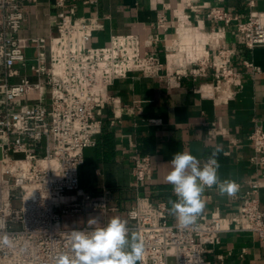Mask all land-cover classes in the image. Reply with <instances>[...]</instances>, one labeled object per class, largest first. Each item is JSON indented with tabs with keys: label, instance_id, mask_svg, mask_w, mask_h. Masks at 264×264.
Returning a JSON list of instances; mask_svg holds the SVG:
<instances>
[{
	"label": "built area",
	"instance_id": "built-area-1",
	"mask_svg": "<svg viewBox=\"0 0 264 264\" xmlns=\"http://www.w3.org/2000/svg\"><path fill=\"white\" fill-rule=\"evenodd\" d=\"M51 2L53 32L23 37L24 0H0V222L5 224L0 237L6 232L11 240L10 246L0 245V264H56L59 256L72 255L74 229L93 231L121 213L109 190L92 194L80 186L83 149L93 146L101 133L102 109L115 106L107 92L115 80L136 72L167 81L172 76L152 51L157 36L141 42L133 33L112 34L106 44L92 46L93 34L102 28L100 19L76 16L70 0ZM206 18L233 26L248 49L264 46V10L241 19L215 6ZM166 21L159 12L154 26L165 30ZM185 25L189 37L177 35L165 45L171 51L173 75L195 81L213 69L215 79L232 83L236 72L229 65V50H216L210 61L198 40L199 20ZM32 49L35 55L30 58L27 51ZM249 140V162L261 169L264 129L256 125ZM132 160V187L138 189L151 179L150 157L137 151ZM259 187L258 177L247 182L229 226L217 213H201L188 227L169 224L165 202L137 197L122 213L130 233H137L144 244L138 264H212L205 255L229 230L254 233L264 245ZM91 216H98L99 223L89 224Z\"/></svg>",
	"mask_w": 264,
	"mask_h": 264
},
{
	"label": "crops",
	"instance_id": "crops-1",
	"mask_svg": "<svg viewBox=\"0 0 264 264\" xmlns=\"http://www.w3.org/2000/svg\"><path fill=\"white\" fill-rule=\"evenodd\" d=\"M70 1L76 6V16L98 17L101 21L102 28L92 36V46L106 44L112 34L133 33L141 42L157 36L152 51L163 62L164 72L172 74L167 81L131 73L108 88L115 106L106 105L102 109L101 133L93 146L83 149V161L78 168L80 186L92 194L109 190L110 199L122 211L141 196L152 202H165L167 222L176 224L169 201H176L177 197L173 185L166 181L173 155L188 151L202 166L220 148L217 156L220 181H233L240 187L233 196L221 195L217 186L205 188L202 194L205 207L201 213H217L224 225L229 226V217L236 212L247 182L257 177L260 183L257 196L263 207L264 167L256 169L249 162L252 154L249 135L256 125L264 129V46L244 47L233 26L212 22L206 14L216 6L245 19L252 12H262L264 0ZM24 3L26 18L20 35L49 36L55 20L51 0H24ZM159 12L165 13V30L154 26ZM196 20L201 27L198 40L210 61L214 60L216 50H229V65L236 72L232 83L215 79L213 69L207 77L195 81L173 75L171 51L165 45L178 36L189 37L184 26ZM137 151L149 155L152 174L146 185L134 189L132 155ZM122 211L110 219L118 216L125 221ZM205 256L212 264H264V245L254 233L229 230L220 235L219 243L211 246Z\"/></svg>",
	"mask_w": 264,
	"mask_h": 264
},
{
	"label": "clouds",
	"instance_id": "clouds-1",
	"mask_svg": "<svg viewBox=\"0 0 264 264\" xmlns=\"http://www.w3.org/2000/svg\"><path fill=\"white\" fill-rule=\"evenodd\" d=\"M217 148L207 162L201 166L200 160L188 151L177 152L170 164L172 170L166 181L173 185L176 201H169L171 213L180 227L195 223L205 207L202 194L205 188L217 186L221 195H235L237 185L233 181H220ZM89 224H98V216H91ZM5 224L0 222V230ZM0 245H11L9 235L4 232ZM72 255H61L56 264H138L143 259L144 244L141 237L131 232L127 224L118 216L112 217L105 226L85 232L74 229L71 233Z\"/></svg>",
	"mask_w": 264,
	"mask_h": 264
},
{
	"label": "rangeland",
	"instance_id": "rangeland-1",
	"mask_svg": "<svg viewBox=\"0 0 264 264\" xmlns=\"http://www.w3.org/2000/svg\"><path fill=\"white\" fill-rule=\"evenodd\" d=\"M34 55H35V50L34 49L27 51V56L28 57L33 58Z\"/></svg>",
	"mask_w": 264,
	"mask_h": 264
},
{
	"label": "bare ground",
	"instance_id": "bare-ground-1",
	"mask_svg": "<svg viewBox=\"0 0 264 264\" xmlns=\"http://www.w3.org/2000/svg\"><path fill=\"white\" fill-rule=\"evenodd\" d=\"M187 38V37H186Z\"/></svg>",
	"mask_w": 264,
	"mask_h": 264
}]
</instances>
